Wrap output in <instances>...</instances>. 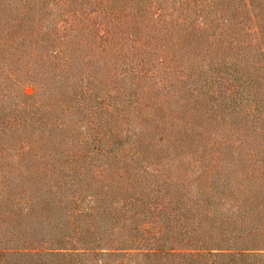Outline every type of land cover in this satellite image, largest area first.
Wrapping results in <instances>:
<instances>
[{"label": "trees", "instance_id": "trees-1", "mask_svg": "<svg viewBox=\"0 0 264 264\" xmlns=\"http://www.w3.org/2000/svg\"><path fill=\"white\" fill-rule=\"evenodd\" d=\"M2 206L0 264H264V0H0Z\"/></svg>", "mask_w": 264, "mask_h": 264}, {"label": "rangeland", "instance_id": "rangeland-1", "mask_svg": "<svg viewBox=\"0 0 264 264\" xmlns=\"http://www.w3.org/2000/svg\"><path fill=\"white\" fill-rule=\"evenodd\" d=\"M32 87H27L26 89H24V92L26 93V94H31L32 93V89H31ZM18 146L17 147H14L13 146V144L11 145V147H8V151H6V152H4L5 154H15V153H17L18 152ZM16 155V154H15ZM18 155V154H17ZM9 208L7 207H5V206H2V207H0V211H1V214L2 213H5L7 210H8ZM12 211V210H11ZM7 213V212H6ZM2 229V228H1ZM58 236H60L59 234H58ZM47 238H49V240H48V242H52V243H55V241L57 240V241H59V240H61V238L59 237L58 239L57 238H53V236H49V237H47ZM52 239H54V241H51ZM39 244H41V247L39 248ZM33 245H35V246H33ZM33 245L31 246V247H29V249H27L26 251H30V250H32V252L34 251V252H36L37 250L39 251V253H42V254H47V248H50L49 247V244L48 243H46V244H42V243H33ZM27 245H25V247H26ZM67 246H70V245H67ZM31 252V251H30ZM39 253L36 255V256H33V258H29V257H27V259H30V260H32L31 261V264H39V262H41V263H43V259L44 258H47V260H49V259H51V257L52 256H48V257H45V256H38L39 255ZM7 259V258H6ZM19 259V258H18ZM23 259L24 258H21V264H22V261H23ZM8 260H9V258H8ZM20 260V259H19ZM35 260H38V261H35ZM46 263H48L49 264V262H46ZM3 264V263H2Z\"/></svg>", "mask_w": 264, "mask_h": 264}]
</instances>
